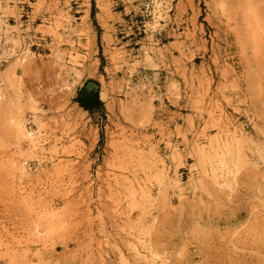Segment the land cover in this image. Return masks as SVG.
Wrapping results in <instances>:
<instances>
[{
	"label": "rangeland",
	"instance_id": "obj_1",
	"mask_svg": "<svg viewBox=\"0 0 264 264\" xmlns=\"http://www.w3.org/2000/svg\"><path fill=\"white\" fill-rule=\"evenodd\" d=\"M0 264H264V0H0Z\"/></svg>",
	"mask_w": 264,
	"mask_h": 264
},
{
	"label": "trees",
	"instance_id": "obj_2",
	"mask_svg": "<svg viewBox=\"0 0 264 264\" xmlns=\"http://www.w3.org/2000/svg\"><path fill=\"white\" fill-rule=\"evenodd\" d=\"M77 102L86 110H92L94 107L101 105L98 92L90 95L83 91L82 96H78Z\"/></svg>",
	"mask_w": 264,
	"mask_h": 264
},
{
	"label": "crops",
	"instance_id": "obj_3",
	"mask_svg": "<svg viewBox=\"0 0 264 264\" xmlns=\"http://www.w3.org/2000/svg\"><path fill=\"white\" fill-rule=\"evenodd\" d=\"M83 91H85L86 93H88V94H94V93H99V91H98V89H95V88H91L89 91H86V87L84 88V90H82V91H80V93H79V96L81 95L82 96V92ZM99 99H100V101H101V105H98V106H96V107H94L92 110H86L87 112H97V111H99L100 109H101V107H102V105H103V100H102V98H101V96L99 95ZM84 109V108H83Z\"/></svg>",
	"mask_w": 264,
	"mask_h": 264
},
{
	"label": "water",
	"instance_id": "obj_4",
	"mask_svg": "<svg viewBox=\"0 0 264 264\" xmlns=\"http://www.w3.org/2000/svg\"><path fill=\"white\" fill-rule=\"evenodd\" d=\"M91 88H95L97 89V85L95 83H89L87 86H86V91H89Z\"/></svg>",
	"mask_w": 264,
	"mask_h": 264
}]
</instances>
